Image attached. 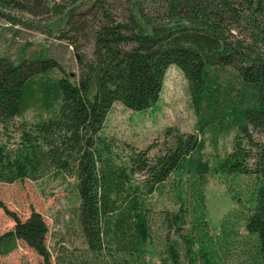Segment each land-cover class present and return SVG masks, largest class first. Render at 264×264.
Returning a JSON list of instances; mask_svg holds the SVG:
<instances>
[{
	"label": "trees",
	"instance_id": "16d2710c",
	"mask_svg": "<svg viewBox=\"0 0 264 264\" xmlns=\"http://www.w3.org/2000/svg\"><path fill=\"white\" fill-rule=\"evenodd\" d=\"M40 5L63 17L67 28L57 38L78 55V40L92 49L79 55L74 81L51 77L63 69L45 50L29 56L23 50L13 59L0 53V183L36 179L48 168L73 176L81 232L94 260L106 254L105 264H148L153 232L146 199L178 175V210L158 214L159 264H264V143L253 135L264 136V0H0V21L16 24L15 13L34 14ZM172 65L187 81L198 133L235 131L232 151L211 167L205 141L185 135L152 157L148 149L129 157L128 167L114 165L100 135L112 106L152 109ZM227 68L234 78H226ZM33 108L48 118L18 129L10 151L1 139ZM210 173L255 181L246 197L231 193L235 208L214 237L204 197ZM134 175L142 177L137 185ZM13 219V229L0 235V257L20 242L52 264L41 215Z\"/></svg>",
	"mask_w": 264,
	"mask_h": 264
},
{
	"label": "rangeland",
	"instance_id": "374dc122",
	"mask_svg": "<svg viewBox=\"0 0 264 264\" xmlns=\"http://www.w3.org/2000/svg\"><path fill=\"white\" fill-rule=\"evenodd\" d=\"M49 4H63L65 0H46ZM34 14L15 13L19 22L9 24L0 21V53L15 58L21 51L29 56L38 51L46 53L62 67L51 73L52 78L68 76L77 80L79 55L89 56L92 47L87 41L75 42L71 46L66 39L57 38L67 26L62 16H55L43 7L34 6ZM235 72L226 69L227 79L234 78ZM49 114L41 108L27 110L14 121L6 138L1 139L12 151L19 143V131L30 130L31 126ZM197 116L191 104L188 84L184 74L174 65L163 77L158 102L152 109L132 112L115 103L107 115L100 133L111 146V162L116 166L128 167L129 157L148 149L152 157L169 146L177 136L197 135L205 141V159L213 167L232 151L235 131L200 135L197 131ZM169 132L167 133V131ZM256 140L264 143V136L253 133ZM172 175L161 193H154L146 199L152 214V242L146 247L145 261L159 264L157 253L162 250L163 232L158 218L159 212L177 211L179 204L174 198L173 189L179 180ZM142 177L134 175L131 184L137 185ZM184 181V180H183ZM255 186L253 178L226 176L210 173L204 185L206 220L210 235L216 236L220 223L235 208L231 193L240 192L244 197ZM0 235L11 231L14 219L26 220L32 212L39 213L48 227L45 240L52 264H105L106 254L95 261L88 251L78 220L79 199L76 179L53 168L45 170L36 179H23L10 184L0 183ZM0 264H43L42 258L32 249L18 242L16 248L0 257Z\"/></svg>",
	"mask_w": 264,
	"mask_h": 264
}]
</instances>
